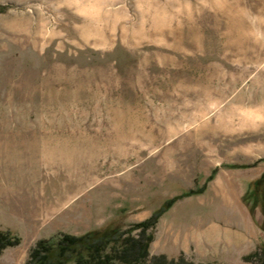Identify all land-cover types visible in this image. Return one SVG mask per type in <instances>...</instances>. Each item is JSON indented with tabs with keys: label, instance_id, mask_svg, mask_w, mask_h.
Returning a JSON list of instances; mask_svg holds the SVG:
<instances>
[{
	"label": "rangeland",
	"instance_id": "rangeland-1",
	"mask_svg": "<svg viewBox=\"0 0 264 264\" xmlns=\"http://www.w3.org/2000/svg\"><path fill=\"white\" fill-rule=\"evenodd\" d=\"M256 180L264 198V0H0V229L21 240L0 264L200 188L151 251L213 218L195 264H263Z\"/></svg>",
	"mask_w": 264,
	"mask_h": 264
},
{
	"label": "trees",
	"instance_id": "trees-1",
	"mask_svg": "<svg viewBox=\"0 0 264 264\" xmlns=\"http://www.w3.org/2000/svg\"><path fill=\"white\" fill-rule=\"evenodd\" d=\"M202 192L203 188L190 189L173 196L147 219L134 222L123 229L108 223L79 234L62 233L56 241L51 238L39 239L30 247L25 264H195L180 249L168 255L167 252H152L151 247L157 222L163 212L178 198ZM250 196L256 200L258 198L257 201L264 207L261 180L253 183ZM20 241V237L13 231L1 228L0 255L4 249L18 245ZM262 252L264 256V249ZM251 255H246L245 258ZM262 263L264 264V258Z\"/></svg>",
	"mask_w": 264,
	"mask_h": 264
},
{
	"label": "crops",
	"instance_id": "crops-1",
	"mask_svg": "<svg viewBox=\"0 0 264 264\" xmlns=\"http://www.w3.org/2000/svg\"><path fill=\"white\" fill-rule=\"evenodd\" d=\"M7 202H10V200H7ZM7 202L5 201L4 205ZM120 206L121 204L117 206L116 210H118ZM178 238L179 240L177 241L173 240V242L175 243V246L176 244H179L180 246L179 249L184 253H188L190 251L189 242L194 244V248H195L194 251L196 255L199 257L210 256L212 258L213 256H217V254L219 255L220 253V246H219L220 228L216 220H214L213 218L200 219L195 225L194 233L190 234L188 233V230L184 232H178ZM232 244L235 243L230 242L229 247H231ZM240 244H242L243 246L250 245L249 243L246 244V239L240 242ZM230 249L232 250L234 249V247L232 246Z\"/></svg>",
	"mask_w": 264,
	"mask_h": 264
}]
</instances>
